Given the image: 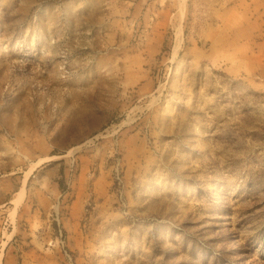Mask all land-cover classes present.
Wrapping results in <instances>:
<instances>
[{"label": "rangeland", "instance_id": "374dc122", "mask_svg": "<svg viewBox=\"0 0 264 264\" xmlns=\"http://www.w3.org/2000/svg\"><path fill=\"white\" fill-rule=\"evenodd\" d=\"M0 264H264V0H0Z\"/></svg>", "mask_w": 264, "mask_h": 264}]
</instances>
